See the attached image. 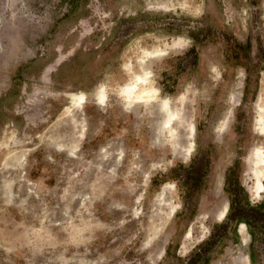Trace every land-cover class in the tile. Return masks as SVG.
<instances>
[{
  "label": "rangeland",
  "instance_id": "374dc122",
  "mask_svg": "<svg viewBox=\"0 0 264 264\" xmlns=\"http://www.w3.org/2000/svg\"><path fill=\"white\" fill-rule=\"evenodd\" d=\"M260 117L264 0H0V264H264Z\"/></svg>",
  "mask_w": 264,
  "mask_h": 264
},
{
  "label": "trees",
  "instance_id": "16d2710c",
  "mask_svg": "<svg viewBox=\"0 0 264 264\" xmlns=\"http://www.w3.org/2000/svg\"><path fill=\"white\" fill-rule=\"evenodd\" d=\"M189 51H193V48L190 47ZM185 180H187V177H185ZM225 182L227 183V188H225V191L229 194L228 207L227 212L224 215V222L216 224V227L219 226L222 228V230H224L228 223H230L233 224L231 229L235 233L237 224L242 222L247 227V233L250 237V240L252 241L254 239V224L258 221H263L264 213L261 211V207L264 205V201L261 200L257 203L252 204L249 201L245 191L243 190V187L238 183V180L236 178L233 182V180L227 176L225 177ZM214 236L215 235L212 234L211 237L207 241H205L204 244H207L208 246L202 248V251L195 252V257L190 260L189 264L195 263L202 255H205L210 245L213 244L214 240L212 239L214 238ZM248 257L249 260L252 261V254L248 253ZM202 261L203 263H207V258H203Z\"/></svg>",
  "mask_w": 264,
  "mask_h": 264
},
{
  "label": "bare ground",
  "instance_id": "6f19581e",
  "mask_svg": "<svg viewBox=\"0 0 264 264\" xmlns=\"http://www.w3.org/2000/svg\"><path fill=\"white\" fill-rule=\"evenodd\" d=\"M145 75L142 74H137L136 79L137 80H145L146 77H148V72L145 70ZM136 88V83L132 82L129 85H126V92L128 94H131ZM81 97V96H80ZM144 97L143 94H140L137 99H142ZM173 116V113H171V117ZM264 123V119L260 117V124ZM263 131V130H262ZM255 175H256V188L257 190H262L264 189V183L262 182V176H263V165H264V156L261 150L256 149V154H255ZM226 207V206H225ZM227 208L223 209L220 214L219 217H223L226 213Z\"/></svg>",
  "mask_w": 264,
  "mask_h": 264
},
{
  "label": "flooded vegetation",
  "instance_id": "af4514ba",
  "mask_svg": "<svg viewBox=\"0 0 264 264\" xmlns=\"http://www.w3.org/2000/svg\"><path fill=\"white\" fill-rule=\"evenodd\" d=\"M238 229V228H237Z\"/></svg>",
  "mask_w": 264,
  "mask_h": 264
}]
</instances>
